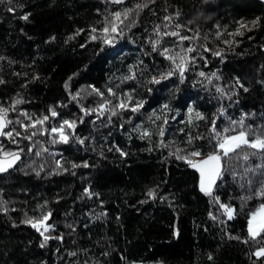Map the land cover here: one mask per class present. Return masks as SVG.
<instances>
[{"label": "trees", "instance_id": "16d2710c", "mask_svg": "<svg viewBox=\"0 0 264 264\" xmlns=\"http://www.w3.org/2000/svg\"><path fill=\"white\" fill-rule=\"evenodd\" d=\"M0 108L1 154L21 157L0 175V264H264V150L218 147L264 138L260 0H3ZM192 152L221 154L211 195ZM48 213L47 232L24 223Z\"/></svg>", "mask_w": 264, "mask_h": 264}, {"label": "snow or ice", "instance_id": "6c2138e0", "mask_svg": "<svg viewBox=\"0 0 264 264\" xmlns=\"http://www.w3.org/2000/svg\"><path fill=\"white\" fill-rule=\"evenodd\" d=\"M0 2H3V0H0ZM116 2L120 3V2H122V0H116ZM11 10L12 9H9V11H11ZM116 18L117 19L120 18V13H116ZM22 19L27 20L28 16L25 15L22 17ZM112 30L115 31L116 29L113 28ZM104 31L107 32L108 29L105 28ZM172 35H178V33H172ZM93 38H95V37H93ZM181 39H188V37H181ZM109 43H110V41H109ZM156 43H159V41H157ZM188 51H192V49H188ZM164 54L167 55V49H165ZM216 54L219 55V53H216ZM167 58L174 61V57H172V56H168ZM182 64H183V58L181 59V64H177L176 67L180 68L182 70ZM201 75H204V73H201ZM156 82H159V81H156ZM241 87H242V85H241ZM95 91L99 92V90H95ZM245 91H247V89H245ZM99 94L103 95L102 93H99ZM16 103L19 104V103H21V101L17 100ZM100 107L103 108L104 105H101ZM118 107L123 108V107H126V105L123 102H121L120 104H118ZM138 107H142V104H140L139 102H138L137 108ZM137 108H133L132 111H136ZM13 110H15L14 107H13ZM7 112H8L7 109L0 108V136H6L7 138H9L11 140L13 138V131H5V129L8 127V125L12 123L11 120L7 119ZM113 114H115V113L113 112ZM25 115H27V114L25 113ZM51 115L55 116V115H57V113L55 111H52ZM101 115H103V112H101ZM47 119H48V117L45 116L43 118V120H37L35 123H33L27 127H36V124H43V122ZM64 125H67L69 128H73L75 126L73 122H70L67 120L64 121ZM51 131L52 132H59L61 140L64 142H67L68 138H67V136L64 135L63 127H61L60 129L52 128ZM35 134H36L35 132L32 133V135H35ZM15 135L20 136L21 134L19 132H16ZM145 135H146V133H145ZM217 135L219 137V134H217ZM27 138L31 139V136H29ZM13 142L15 143L14 140H13ZM81 143H83V141H81ZM242 145H247L248 147H251V148L264 150V138H261L260 136H255V138L252 141H249L246 133L241 132L239 135H236V136L225 137L219 143L218 147L222 150L223 156H227L229 152H234L236 149L240 148ZM3 155H4V159L0 160V172L7 171L8 168L13 166L15 161L20 159V155L18 152H4ZM190 155L192 157H197L200 155V153L199 152H192V153H190ZM178 158L179 159H186V157H183V156H179ZM244 159L247 160L248 156L245 155ZM220 161H221V154L220 153L209 155L206 159L198 161V162H194L191 159L187 160L188 164H190L192 167L198 168L200 170V174H201L200 189L206 195H211L212 185L215 182L216 177L219 176V174H220V170H221ZM85 166H87V165H85ZM73 167H76V165H73ZM85 192L89 196L92 195V193L88 189H86ZM149 195L151 196V195H153V193L150 192ZM261 195H264V192H261ZM216 200L218 202L219 198H216ZM220 207L222 209H224V212L228 216L229 219H231L233 217V213H234L233 208L229 207L227 204H221ZM50 216H51V213H48L47 215H44L40 221L33 222V220L28 219V220H25L24 223L31 224V226L34 228H37L38 231L40 230L41 227H43L44 231L47 232L49 230V228L52 227L51 225L45 224V221H47ZM213 219H215L214 216H213ZM254 221H255V217H254ZM254 221L250 222L249 229H248L249 236L253 240H255L261 234V232L264 231V224L257 225ZM41 234L43 235V233H41ZM51 238L52 237L44 236V243L41 244V247H43L44 244L47 243V241ZM57 239H62V237H57ZM237 239H238V237H237ZM244 242L247 243V240H245ZM254 255L257 257H264V247L259 248L254 253Z\"/></svg>", "mask_w": 264, "mask_h": 264}, {"label": "water", "instance_id": "95a60500", "mask_svg": "<svg viewBox=\"0 0 264 264\" xmlns=\"http://www.w3.org/2000/svg\"><path fill=\"white\" fill-rule=\"evenodd\" d=\"M110 1H111L113 4L117 3L116 0H110ZM127 1H128V0H122V2L117 3V4L125 3V2H127ZM260 1L264 3V0H260ZM5 130H6V129H5ZM2 138H3V136H0V143H1ZM214 154H215V153H214ZM209 155H213V154H209ZM209 155H204V157H202V158H200V159H198V160H196V161H194V162H198V161L204 160V159H206ZM20 158H21V157H20ZM2 159H4V155L2 156V154H1V146H0V160H2ZM19 160H20V159H19ZM19 160L15 161V163L13 164V166L10 167V168H8L7 171H5V172H0V175H1V174H4V173H6V172H9V171H11V170H13V168L16 167V165H17V163L19 162ZM220 164H221L220 174H219V176L216 177L215 182H214L213 185H212V192L216 189V187H217V182L219 181V179H220V177H221V175H222V173H223L222 170H223V167H224V162H223V160H222V157H221ZM191 167H192V166H191ZM192 168H194V167H192ZM194 169L200 174V170H199L198 168H194ZM200 180H201V174H200Z\"/></svg>", "mask_w": 264, "mask_h": 264}, {"label": "rangeland", "instance_id": "374dc122", "mask_svg": "<svg viewBox=\"0 0 264 264\" xmlns=\"http://www.w3.org/2000/svg\"><path fill=\"white\" fill-rule=\"evenodd\" d=\"M240 134V133H239ZM238 134V135H239ZM236 136V135H234ZM203 156H197L195 158H192V160H195V159H200L202 158ZM232 208V207H231ZM234 209V208H233ZM234 214V213H233ZM254 217H255V221H254ZM42 219V218H41ZM40 219V220H41ZM40 220H37V221H40ZM255 222L257 225H262L264 224V205H261L258 209H256L254 211L253 214H251L250 216V221H249V225H250V222ZM45 224H46V221H45ZM47 225V224H46ZM249 225H248V229H249ZM42 228V227H41Z\"/></svg>", "mask_w": 264, "mask_h": 264}]
</instances>
